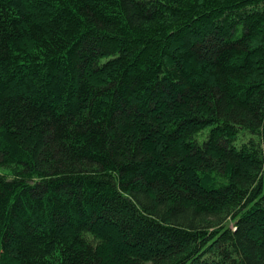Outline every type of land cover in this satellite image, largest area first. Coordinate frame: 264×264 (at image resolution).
<instances>
[{"label": "trees", "instance_id": "obj_1", "mask_svg": "<svg viewBox=\"0 0 264 264\" xmlns=\"http://www.w3.org/2000/svg\"><path fill=\"white\" fill-rule=\"evenodd\" d=\"M0 264H264V0H0Z\"/></svg>", "mask_w": 264, "mask_h": 264}]
</instances>
